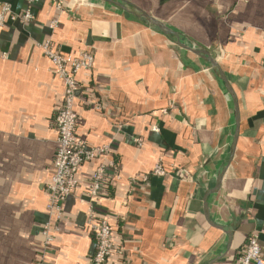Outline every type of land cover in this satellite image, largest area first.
Wrapping results in <instances>:
<instances>
[{"label":"crops","instance_id":"0c3cea01","mask_svg":"<svg viewBox=\"0 0 264 264\" xmlns=\"http://www.w3.org/2000/svg\"><path fill=\"white\" fill-rule=\"evenodd\" d=\"M124 1L38 0L30 21L0 25V264H35L42 249L63 99L39 45L49 39L94 55L76 74V134L108 145L118 174L90 203L103 158L79 166L48 264H92L91 208L114 230L105 264H237L253 232L264 258V0ZM158 161L167 173L144 181Z\"/></svg>","mask_w":264,"mask_h":264},{"label":"built area","instance_id":"2783aa9c","mask_svg":"<svg viewBox=\"0 0 264 264\" xmlns=\"http://www.w3.org/2000/svg\"><path fill=\"white\" fill-rule=\"evenodd\" d=\"M28 7L21 13H15L7 3L0 4V25L6 20L28 22L32 19L29 6L38 0H25ZM57 9L60 8L58 0H49ZM57 26V20L50 22V29ZM44 55L52 64L53 72L58 76L63 84V99L60 106L54 113L53 125L57 131L56 149L53 155L52 163L54 172L50 182L47 185L48 200L46 209L48 220L41 228L43 238L42 249L39 251L35 264H48L46 254L49 252L54 234L59 229V222L63 213V202L72 195L76 185V173L79 166L95 158H103L102 162L96 166L87 190L89 202L93 203L101 191L107 186L111 179L118 174V166L114 159H107L109 156V146L106 144L100 146H89L84 140L76 134L77 113L74 108L77 99L78 81L76 74L80 70H90L93 66L94 55L86 50L80 52L77 56L61 53L52 40H46L39 44ZM92 94V93H90ZM85 105L90 108L100 110L99 102L94 97L88 95L84 98ZM152 130H157L152 127ZM133 141L140 144L137 138ZM112 169L113 175H108L106 170ZM167 170L158 161L148 174L141 178L146 181L148 175L164 176ZM117 178V177H116ZM134 180V178H132ZM88 228L93 233L96 240V247L91 257L92 264H105L107 258L115 250L114 230L110 223L104 219L95 216L91 208L87 217ZM237 264H264V258L259 244V235L253 232L248 235L243 251L236 258Z\"/></svg>","mask_w":264,"mask_h":264},{"label":"water","instance_id":"95a60500","mask_svg":"<svg viewBox=\"0 0 264 264\" xmlns=\"http://www.w3.org/2000/svg\"><path fill=\"white\" fill-rule=\"evenodd\" d=\"M102 1H105V2H109V3H113V4H116L118 6H121L123 5V2L124 4L126 3L124 0H102ZM144 17L147 19L148 23L152 24L153 26H155L156 28H158L161 32H163L164 34L166 35H169V36H175V38H177V35L170 29L168 28L167 26H165L164 24L158 22L157 20H155L154 18L150 17V16H147L146 14H143ZM200 54H203L204 57L213 65V66H217L215 61L213 60L212 57H210L206 52H203V51H200Z\"/></svg>","mask_w":264,"mask_h":264}]
</instances>
